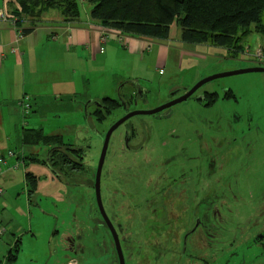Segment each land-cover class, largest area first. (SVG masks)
I'll return each instance as SVG.
<instances>
[{"label":"rangeland","instance_id":"obj_1","mask_svg":"<svg viewBox=\"0 0 264 264\" xmlns=\"http://www.w3.org/2000/svg\"><path fill=\"white\" fill-rule=\"evenodd\" d=\"M14 10L21 11V8L19 6ZM50 13L58 15L63 21L58 12ZM180 35L179 27L174 24L172 26L173 38L178 39ZM172 43L175 44L176 41L173 40ZM242 44L243 50L238 55L233 52L229 53L224 48L214 47L215 50L205 51L206 58L197 56L192 57L190 61L186 59L181 63L174 62L178 53H173L168 64V75L163 78L157 74V76L153 75V78L149 74L154 79L152 84H148L150 86L149 93L144 98H139V103L133 104L130 111L154 110L167 104L175 93L173 90L178 85L193 87L214 75L257 66L258 62L255 56L261 51L264 52V37L251 33L243 40ZM146 53L149 52L146 51ZM147 63L150 66L148 61ZM180 64L182 68H180ZM260 64L264 65V63ZM77 65L86 67V63ZM120 81L122 79L117 82ZM119 88L114 94V99L120 97ZM229 90L234 98H225V94ZM129 92V89L124 88L123 95L128 94L129 96ZM201 92H217L220 95L214 105L207 106V102L199 101ZM167 112L171 116L163 119L151 115L135 116L114 133L102 175V197L107 211L117 222L115 216L118 215H116L117 211L113 206L123 205L125 201L123 199L126 196L121 198L115 194L114 187L121 189L124 181L127 188V180L135 176L136 183L130 184V188H128L131 192H143V189L148 187L151 192L158 193L155 183L146 182L151 174L153 178L161 174L164 177L162 186L169 183L175 191L185 193V196L174 194L175 197H171L175 198V203L180 204L178 210L170 211L169 219L174 221L173 228L169 231L171 236L174 230L182 231L188 227V218L193 215L194 211L204 213L212 203L214 208L221 206L219 223L224 226L221 231L222 235L220 234L218 238L215 237L213 240L215 243L211 249L206 250L202 246L199 247L200 253L192 259L189 257L191 254L194 255L195 250L191 244L185 256L177 253L179 259L173 260L170 257L169 262L161 264H264V73L241 74L210 81L191 99L174 106ZM125 113V109L117 110L103 123L97 122L96 119L90 123L85 116L82 119L71 117L66 110L61 111L60 114L55 112L48 114L45 120L36 117L35 121L40 123L38 125L47 126L46 129L49 131L55 127L63 128L60 133L65 135V143L85 149L86 171L75 172L70 176L69 186L76 191L73 195L65 196L66 193L63 195L62 198L67 200L66 204V202H60L56 197L51 196L53 192L51 189L54 186L49 167L42 164V166L34 168L35 171L47 176L41 180V191L46 195L36 198L31 204L32 228L28 226L29 220L24 218L18 210L19 208L26 209L24 172L28 168L21 166V171L17 173L14 167L17 164L14 163L9 171L0 175V186L6 191L4 195L0 196V211L7 213L5 218L0 217V229L7 230L2 235L3 241L7 245L0 243V264H67L69 258L74 255L83 262L80 264H86L84 261L89 257H94L93 264H107L108 255H112L113 264H118V256L111 246L109 232L103 226L98 231L95 227L101 224L102 216L92 183L99 166L106 133L112 123L124 116ZM34 114V112L31 114L32 118ZM20 115L21 125L18 129L21 132L23 124L29 122L31 117L24 113ZM73 122H80L83 125L78 128L66 127L65 123L69 125ZM34 125H30V127H38V125ZM6 126L7 120L4 121V128L0 121V144L5 138ZM133 126L137 130H142L143 134L145 130L152 132L153 138L150 139L144 153L129 160L126 158L123 160L124 155L119 156L120 153H117L116 145L120 143L119 148L123 149V134L125 135L126 128ZM18 141L14 139L9 145V148L16 152V156L23 152ZM37 150L40 157L44 159L50 154V151L44 146ZM231 153L235 154L232 160H230ZM9 168L10 166H7L4 169L8 170ZM2 180L9 184L6 187L3 186ZM170 180H175V182L172 183ZM109 186L112 187V190ZM141 195L144 196V194ZM146 197L149 200H158L156 206H160L159 201L162 200L160 195L148 194ZM70 200L75 201L71 214L78 212L80 219L92 227L88 236L94 241L95 248L93 249L85 247L84 250L77 249V247H81L77 244L75 252L67 251L68 242L75 243L72 235L67 233L69 230H59L60 235L56 236L55 241L50 237L56 227L68 228L64 225L63 216L65 214L62 213L68 209ZM3 203H6L7 206H3ZM37 203L50 211L49 218L38 211ZM158 210V214H153L151 217L158 218L159 222L157 223L161 226L166 223L161 218L167 214L162 215V210L159 207ZM122 214L121 222L126 218L124 209ZM136 223L139 226L131 239H145L142 230L144 226L146 228V221L142 222V219H137ZM9 228L13 230L11 233L8 231ZM157 228L156 226V231L160 227L158 230ZM118 229L129 264H148L155 260L160 248L148 245L150 254L142 255L138 243H133L135 246L130 249L126 245L122 225H118ZM14 233L18 238L15 243H13ZM64 237L68 238L65 240ZM103 242H106L105 245H109V250L98 249ZM17 244L20 248L17 260L9 263V253ZM167 245L166 243L165 246ZM4 246L7 247L4 248ZM182 250H184L183 247ZM172 252L171 249L170 255L173 254Z\"/></svg>","mask_w":264,"mask_h":264},{"label":"crops","instance_id":"obj_2","mask_svg":"<svg viewBox=\"0 0 264 264\" xmlns=\"http://www.w3.org/2000/svg\"><path fill=\"white\" fill-rule=\"evenodd\" d=\"M18 7L16 0H0V11H6L12 17L7 21H0V121L3 128L4 121L7 120L4 130L5 138L0 144V159L5 158L7 166H10L8 170H4V174L14 163L17 164L14 166L17 173L21 171V166L28 168L24 172L26 209L18 210L24 218L29 220L28 226L32 228L31 204L36 198L46 195L41 191V180L47 176L35 171V167L42 164L49 167L54 186L51 189L53 191L51 196L56 197L60 202L67 204V200L62 198L63 195L65 193V196L73 195L76 191L69 186V176L52 170L49 166V156L45 159L40 157L37 149L44 146L50 151L52 148L50 145L25 142V134L31 130H41L46 136H59L65 142V135L60 133L63 128L55 127L49 131L46 129L47 126L38 125L40 123L35 121L36 117L45 120L48 114L53 112L60 114L61 111L66 110L71 117L82 119L85 116L87 120L89 118L90 123H93V119L96 118L94 114L97 110V102L106 98L114 99L118 87L123 88L122 90L119 88L120 95H123L124 88L130 90L129 95L132 94L134 90L132 87L135 86H141L145 94L150 87L148 84H152L154 80L153 75L158 74L163 78L167 76L168 64L173 53H178L174 62L181 63L186 59L190 61L192 57L206 58L205 51L215 50V48L208 45L185 44L180 36L174 39L172 34L168 42L125 36L122 43L111 39L107 44H103L101 35L105 32L112 33V30L94 21L90 17L88 8L84 9L81 20L76 23L67 24L58 15L49 13L40 18L37 23L27 19L22 27H18L12 20L14 9ZM22 30H30V32L24 35ZM173 40L176 41L175 44L172 43ZM149 45L150 48H148ZM146 51L149 53L147 54ZM78 63H86V67L85 65L79 67ZM180 68H182L181 64ZM161 70H164L163 74ZM119 79L122 81L117 82ZM25 97L30 98L31 111L27 115L31 118L29 122L23 124V130L20 132L18 129L21 125L20 114H23L21 103ZM33 112L35 114L32 118ZM32 124L38 127H30ZM65 125L68 128H78L83 123L73 122L69 125L65 123ZM14 139L19 140V146L23 150L21 155L16 156V152L9 148ZM70 145L85 151L83 148ZM10 152H13L14 156H8ZM27 174H32L39 179L37 195L32 202L29 200ZM2 184L6 187L9 182L2 180ZM0 189L3 190L1 186ZM5 192L3 190L2 195ZM68 202V209L62 213L65 216L61 215L65 220L64 225L68 228L56 227L50 236L53 241L60 235L59 230H69L67 233L75 237L76 231L81 227L78 225L81 222L78 212L73 218L71 217L75 201ZM3 206L6 207L7 204L3 203ZM37 206L38 211L49 218L50 211L42 207L40 203H37ZM6 214V211H0L1 218H5ZM8 231L11 233L13 230L9 228ZM5 232L7 230L0 229L2 245H7L2 238ZM13 237V243H15L18 239L15 233ZM64 238L66 240L68 237Z\"/></svg>","mask_w":264,"mask_h":264},{"label":"trees","instance_id":"obj_3","mask_svg":"<svg viewBox=\"0 0 264 264\" xmlns=\"http://www.w3.org/2000/svg\"><path fill=\"white\" fill-rule=\"evenodd\" d=\"M21 11L14 10L16 25L27 19L37 23L46 13L58 12L63 22L81 20L88 7L90 17L103 27L125 36L168 42L175 24L185 44L208 45L239 54L243 40L251 33L264 37V0H16ZM82 8H84L82 10ZM23 34L30 30H22ZM218 95L211 96V104ZM117 105L100 118L104 122ZM25 142L51 146L50 167L63 175L85 172L84 151L65 143L59 136H46L41 130L27 131ZM70 151V152H69ZM2 166V165H0ZM5 170V169H4ZM4 173V172H3ZM2 173V174H3ZM0 174V175H2ZM29 200L35 199L39 179L27 174ZM18 244L9 253L8 262L17 260Z\"/></svg>","mask_w":264,"mask_h":264},{"label":"flooded vegetation","instance_id":"obj_4","mask_svg":"<svg viewBox=\"0 0 264 264\" xmlns=\"http://www.w3.org/2000/svg\"><path fill=\"white\" fill-rule=\"evenodd\" d=\"M255 67H264V65L258 64ZM195 86H193V87H183L181 85L177 86L173 90V92H175V93H174L173 97H171L170 101L167 104H164V105L158 107L157 109L163 108V107L179 100L180 98L188 95ZM132 88L134 90H133L132 94H130L129 96L119 94L120 95L119 99L106 98V99L102 100L101 102H97V105H96L97 110L94 114V116L96 117L95 118L96 121L99 123H103L100 121V118L103 117V114H105L112 105L118 106V107H116L117 109L113 111V113L116 112L117 110H122V109H125L126 113L124 114V116H122L121 118H119L118 120L113 122L112 125L110 126L109 130L119 120H121L122 118H124L128 114L132 113L130 111L131 106L133 104H136V103L138 104L139 98H144L146 96V94L149 93V90H148L147 93L143 94V88L141 86H135ZM201 88H199V90ZM122 89L123 88L120 87V90H122ZM199 90L196 91L191 97H189L185 101L191 99L195 94H197V92H199ZM230 91L231 90L226 92L225 98H234V95L230 94ZM215 94H217L218 96L220 95L217 92H204V93L201 92L199 95V101L207 102L206 103L207 106H212V105H210L211 104L210 100H211V96L215 95ZM185 101H182L180 103H183ZM180 103H177V104L172 105L168 108H165L161 112L156 113V114H152L151 116H156L157 118L159 117L160 119L169 117L171 115L168 114L167 111L170 110L171 108H173L174 106L180 104ZM157 109H154V110H157ZM148 111H153V110H148ZM165 112H166V114H164ZM113 113H112V115H113ZM112 115H108L107 117L109 118ZM88 120H89V118H88ZM127 122H125V123H127ZM121 127H122V125L119 128H121ZM119 128L117 130H119ZM109 130L107 131V133L109 132ZM141 131L142 130H140V129L137 130V128L134 126L131 128H126L125 135L123 134V141H124L123 142L124 143L123 149L119 148L120 143L116 145L117 146L116 150H118L117 153H120L119 156L124 155L122 157L123 160H125V158L127 160H129L132 157H134L136 155H140L146 151V146L149 143L150 139L153 138V135H152V132L150 133V131H148V130H145L144 134L141 133ZM96 132L99 133L98 131H96ZM107 133H106V136H107ZM114 133H113V135H114ZM113 135L111 136V139H112ZM106 136H105V139H106ZM104 143H105V140H104ZM110 143H111V140H110ZM110 143H109V148H110ZM109 148H108V151H109ZM108 151L106 154V158L108 155ZM85 153H84V157H85ZM50 155H51V153L49 154V160H50ZM234 157H235V154L231 153L230 160H232ZM105 162H106V159H105ZM104 166H105V163H104ZM104 166L102 169L101 181H100L101 182L100 188H101V205H102V207H100V202H99V199L97 196V191H96L97 190L96 189V178H97L98 169H97L96 175H94V182L92 183V185H94V187H95L98 208H99L101 216H102L101 224L98 227L97 226H95V227H96V230L98 231L99 228H101L103 226L109 232V235H110L111 241H112L111 246L113 249H115L116 254L118 256V260H117L118 264H121V258H120L119 252L117 250L116 239L114 236L115 232L117 233L119 241H120V246H121V250L123 253L125 264H129V262L126 259V254L124 253V250H123V246H122L123 240H122L121 234L119 232L118 225H122V233H123V236L125 238L126 245L129 246V249L133 248L135 246V244L138 243L140 245V248H141L140 253L142 255L143 254L148 255L151 252L148 245H150L154 248L155 247L160 248V252L158 253L155 260H152V262H149L148 264H161V263L169 262L170 257H172L173 260L179 259V257L177 256V253L185 256L187 254V252L189 251V247L191 244L193 246V249L195 250L194 255L191 254V257H189L192 259H194L196 257L195 256L196 254L200 253V251H198L199 247L202 246L206 250H209L212 248V246L215 243V241H213V240L215 239V237L218 238L220 236L221 231L223 230L222 228L224 227L223 224L221 225L219 223L220 222L219 218L221 215V206H220V208L219 207L214 208L212 206L213 205V203H212L210 205L211 207H207L204 213H200L199 211L198 212L194 211L193 215L188 218V224H187L188 227L185 230L183 229L182 231L174 230L173 235L171 236L169 231L171 230V228H173L174 221L169 219L170 211L178 210L180 208V204L175 203V201H174L175 198H171V197L174 196V194L179 195V196H185V193H183L181 191H175L173 188L170 187L169 183H167L165 186H162V184L164 182V177H163V175L161 176V174H158V176L156 178H153L152 174H151L148 177V182H146V183H155L156 184L155 189H157L158 193L151 192L148 187L143 189V192L133 193L128 188H130L129 187L130 184L136 183V179H134L135 178V176H134V178L127 180L128 181V187L127 188H126V182H124V181H123V186L125 189L123 188V186L121 189H117L116 187H114V189H115L114 193L115 194H117L121 198L126 196L123 199V200H125L123 205L117 204V205L113 206L114 210L117 211L116 215H118V216H115V218L117 220V222H115L114 218L107 211L105 205L103 204L104 202H103V197H102V175H103ZM98 168H99V166H98ZM170 181H172V180H170ZM173 182H175V180H173L172 183ZM109 187H110V190H112V187L111 186H109ZM141 194H144L145 197L142 196ZM148 194H152V196L153 195H160L162 197V200L159 201L160 206H158V207L162 210V215L165 213L168 216L167 215L162 216V218H161L162 221L166 222V223L162 224L161 226L158 225V223H157V222H159L158 218L154 219L153 217H151L153 214H158V212H159L158 207L156 206V205H158L157 204L158 200H155V199L149 200L146 197ZM144 199H145V202H144ZM115 201H117V200H115ZM123 209H124L126 218L124 219L123 222H121L120 218H121V215H123L122 214ZM74 214H71L72 218L74 217ZM178 214L181 215L180 213H178ZM126 219H127V221H125ZM137 219H142V222L146 221V228L144 226V228L142 230V235L145 237V239L142 238V239H138V240H135V239L132 240L131 236L133 234H136L137 226H139V224L136 223ZM212 222H214V223H212ZM78 225L81 227L79 230L76 231V236L73 237L75 243H73V241H69L67 246H66V250L69 252H72V251L75 252V248L77 247V244H79V246L81 245V247H77V249L84 250V247L88 248V249L95 248L94 241L92 239H90V237L88 236L92 227L84 220L83 221L81 220V222H79ZM111 225L113 226V228L115 230L114 233H113V230L111 228ZM156 226L158 228L160 227L159 230L157 228L158 231H156ZM193 236H194V240H193ZM105 243L106 242H103L100 245L101 247H98V249L105 251V248H106V250H109V245L107 246V245H105ZM133 243H135V244H133ZM166 243L168 244L167 246H165ZM194 243H195V245H194ZM131 245H133V246H131ZM182 247L184 250H182ZM171 249L173 251L172 255H170ZM108 252H110V251H108ZM111 257H112V255H108V263L107 264H113V260H111ZM201 257L205 258L204 256H201ZM93 260H94V257H91V258L89 257L84 262L86 264H93ZM80 263H83V262H81L79 260V257H77L75 255L73 257L69 258V260L67 262V264H80ZM140 264H142V263H140Z\"/></svg>","mask_w":264,"mask_h":264},{"label":"water","instance_id":"obj_5","mask_svg":"<svg viewBox=\"0 0 264 264\" xmlns=\"http://www.w3.org/2000/svg\"><path fill=\"white\" fill-rule=\"evenodd\" d=\"M248 73H264V67H251V68H247V69H242V70H238V71H234V72H230V73H225V74H218V75H214L211 76L209 78H206L205 80L201 81L199 84H197L192 90L191 92L180 98L179 100L163 107L157 110H153V111H135L132 112L130 114H128L127 116H125L124 118H122L121 120H119L107 133L106 139H105V143H104V148H103V152H102V156L100 158V162H99V168H98V173H97V178H96V191H97V196L100 202V207H102L101 205V188H100V184H101V173H102V169L105 163V159H106V154L109 148V143L111 140V136L113 135V133L121 126L123 125L125 122H127L129 119L135 117V116H140V115H152V114H156L161 112L162 110H164L165 108H168L172 105H175L177 103H180L182 101H185L186 99H188L189 97H191L196 91L199 90V88L203 87L206 83L213 81L215 79L218 78H222V77H228V76H235V75H241V74H248ZM110 224V223H109ZM111 228L113 230V233L115 232L113 226L111 225ZM115 239H116V245H117V250L119 252L120 258H121V264H125L124 261V257H123V253L121 250V246H120V241L118 238L117 233H114Z\"/></svg>","mask_w":264,"mask_h":264},{"label":"built area","instance_id":"obj_6","mask_svg":"<svg viewBox=\"0 0 264 264\" xmlns=\"http://www.w3.org/2000/svg\"><path fill=\"white\" fill-rule=\"evenodd\" d=\"M11 14H8L6 11H0V21H7L10 18H12L10 16ZM13 22H16V18L13 16ZM111 39H116L118 42L122 43L124 42L125 39V35H123L121 32L116 31V30H112V33H108L105 32L101 35V42L103 44H107ZM151 46L149 45L148 48H150ZM256 59H258L261 63H264V52H259L256 54L255 56ZM164 73L163 70H161V74ZM21 108L23 110L24 114H29L31 111V104H30V98L29 97H25L24 101L21 103ZM8 156H14L13 152H10L8 154ZM0 174H2L4 172V166H7L6 160L5 158H1L0 159ZM3 194V190L0 189V195Z\"/></svg>","mask_w":264,"mask_h":264},{"label":"bare ground","instance_id":"obj_7","mask_svg":"<svg viewBox=\"0 0 264 264\" xmlns=\"http://www.w3.org/2000/svg\"><path fill=\"white\" fill-rule=\"evenodd\" d=\"M257 60V62H258V64H260L261 62L258 60V59H256Z\"/></svg>","mask_w":264,"mask_h":264}]
</instances>
